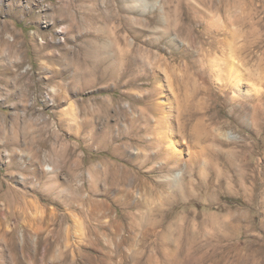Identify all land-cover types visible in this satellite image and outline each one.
I'll return each mask as SVG.
<instances>
[{
	"label": "rangeland",
	"instance_id": "rangeland-1",
	"mask_svg": "<svg viewBox=\"0 0 264 264\" xmlns=\"http://www.w3.org/2000/svg\"><path fill=\"white\" fill-rule=\"evenodd\" d=\"M6 23L18 53L0 44V264H264V0H0ZM120 52L138 61L123 81ZM232 63L247 100L212 81ZM169 71L234 139L185 177L182 162L166 192L149 171L161 158H131L144 133L123 111L154 85L167 105Z\"/></svg>",
	"mask_w": 264,
	"mask_h": 264
},
{
	"label": "bare ground",
	"instance_id": "bare-ground-1",
	"mask_svg": "<svg viewBox=\"0 0 264 264\" xmlns=\"http://www.w3.org/2000/svg\"><path fill=\"white\" fill-rule=\"evenodd\" d=\"M62 14H63V12H62ZM8 30H10V28H9V25L6 23V24H4L3 28L0 31V44L2 47L9 49L10 54H16V53H18V50L16 49L15 45L13 44L14 41H9L5 37V32ZM2 54H3V49L0 48V55H2ZM116 57H118V59L121 58L122 62L127 63V65H124L122 63L124 68L122 67L120 69L121 73H120L119 78H121L123 81L125 78H127L129 76L130 72H132L133 69H135L134 68L135 65L138 64V61L135 60V59H137L136 58L137 56L134 57L135 59L134 58L131 59L129 56H127V54H125V52H124V54H123V52H120L119 56H116ZM3 58L5 60V58H7V56L6 57L3 56ZM225 61L228 62L227 60H225ZM172 66H174V65H172ZM214 66H215V64L212 65V68ZM138 68H137V71H139ZM233 68H235V63L230 64V67H226V78L224 80V79H222V75H223L222 71L224 68L217 67L216 69L213 70L214 74H212V81L214 84L217 85L218 89L219 88L223 89V87L231 89L232 91L230 92L231 93L230 97L233 100H237V98L243 94L245 95V99L247 100V97L250 96V91H247L245 89V86L247 85L246 83H244L245 76L243 73L233 70ZM96 69H97L96 66H94L93 73H97ZM220 80H224L225 82H221ZM3 81L7 82V80H3ZM134 81H130L128 83L125 82V85L128 87L134 88L137 85L136 82H134ZM158 81H159V78L157 79L154 77V79H153L154 84H157V83L159 84ZM166 82H167V86H168V89H169L171 96L168 98L166 95L161 94L162 97H160V99L167 101L168 102L167 105L164 103H159L156 99H154V96H157L159 94V91L161 93V90H162L161 85L160 86L154 85L155 89L153 88V90H151L149 92H145L146 90L144 92L141 91L138 93H135V92L131 93L130 92L132 95L137 97L138 102H134L133 104H131L129 112L128 111H123V112H126L125 114L127 116L125 118L130 120L132 130H136V132H143L144 133V136L142 137L141 140L143 143H145V145L137 147V149L133 150V154L131 155V158L135 161L140 160L141 161V166H140L141 168L144 166H147L149 160H153V158H161V161L159 163H155L149 167V171H152V170H155L158 168L159 170L165 172L164 173L165 176H162V177H164V180L161 181V186H165L164 188H166V189H164V190L166 192H169L171 190L177 189V187L180 185V183L182 181V178L186 176L187 171L188 170L192 171V168H194L192 166V164L194 165V163L196 161L201 162V167H199V168H202L206 164H209V162L211 160L210 151H212L215 148V146H217L218 144L223 145V142L220 140V137L223 134L224 135L228 134V132H224V126H227V125H221L219 123V121H217L215 119L214 114L211 115V113L208 112V111H210L209 109L207 111V107L201 105V108L198 107V109H193L192 101L194 99V94H191V92L187 91V90H189L187 88H186L187 90L185 91V89L183 88L182 81L175 74H173V72L169 71L167 73ZM117 84H119V83H117ZM120 84H122V83H120ZM182 90H184V94L181 93ZM224 91H227V90H224ZM183 95H185V96L183 97ZM138 103H140L144 106L139 107L137 105ZM164 106H167V107L165 108ZM137 112L139 114H137ZM228 137L234 139V136H232L230 134H228ZM176 138H179L180 140L177 141ZM110 139H111V137H110ZM132 139H133V137H132ZM224 146H226V145H224ZM220 151H222V150H220ZM226 153H228V152H226ZM233 153L234 152H232L230 154H233ZM113 154H114V152H113ZM230 156H232V155H230ZM218 158H219V156H218ZM218 158H216V159H218ZM184 161L189 165V167H188L189 169L187 168V169L181 170L183 177L179 176L178 174L173 176L174 171L179 170L181 163ZM232 164H234V163H232ZM232 164H231V166H232ZM122 167H124V166H122ZM134 168H135V166H134ZM197 168H198V166H197ZM140 172H141V170H140ZM115 177H117V176H115ZM196 178H198V177H196ZM136 179H139V178H136ZM156 180H157V178H156ZM134 182H136V181H134ZM147 182H146V180H144V181L142 180V182H140V184L138 183V186H141V185L148 186ZM150 183H149V185H150ZM192 186L194 187L195 185H192ZM133 187H132V189H133ZM138 188L140 189V187H138ZM185 189H186V187H185ZM151 190L152 189L149 190L147 187H145L143 189V192L139 191L138 192L139 195L136 194V195H138L139 198H141L142 195H146V196H144L145 199L144 198H142V199H144L145 202H143V203L147 207H151V206L155 205V197L153 196V192H152L154 190H152V191ZM181 192H183V191H181ZM193 193L195 194V192H193ZM174 194H175V192H174ZM164 196H167V195L165 193H162V194L158 195L157 198L163 199ZM168 201H170V200H168ZM169 208H168V210H169ZM143 211H145V210H143ZM111 213H112V211H111ZM138 214H139V212H138ZM146 215L147 214H144V216H146Z\"/></svg>",
	"mask_w": 264,
	"mask_h": 264
}]
</instances>
